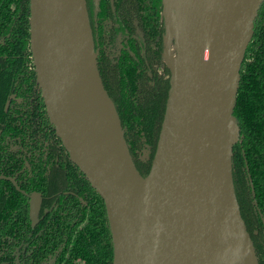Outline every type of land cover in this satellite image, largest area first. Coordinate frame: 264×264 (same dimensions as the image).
Returning <instances> with one entry per match:
<instances>
[{"label": "water", "instance_id": "95a60500", "mask_svg": "<svg viewBox=\"0 0 264 264\" xmlns=\"http://www.w3.org/2000/svg\"><path fill=\"white\" fill-rule=\"evenodd\" d=\"M264 0H162L170 87L149 172L99 69L86 0H30L47 113L106 205L113 264H260L233 175L240 69Z\"/></svg>", "mask_w": 264, "mask_h": 264}, {"label": "flooded vegetation", "instance_id": "af4514ba", "mask_svg": "<svg viewBox=\"0 0 264 264\" xmlns=\"http://www.w3.org/2000/svg\"><path fill=\"white\" fill-rule=\"evenodd\" d=\"M86 1L105 84L118 94L128 91L134 114L129 111L128 120L124 115L125 137L135 163L144 167L139 170L148 172L158 139L153 152L135 106L139 101L145 110L165 91L168 98L171 71L163 59L162 0ZM14 59L0 53V264H68L95 188L56 133L32 51ZM254 236L259 258L264 230L254 228ZM74 261L82 264L83 259Z\"/></svg>", "mask_w": 264, "mask_h": 264}, {"label": "trees", "instance_id": "16d2710c", "mask_svg": "<svg viewBox=\"0 0 264 264\" xmlns=\"http://www.w3.org/2000/svg\"><path fill=\"white\" fill-rule=\"evenodd\" d=\"M29 4L30 0H0V53L8 54L9 61H15V55L19 53L31 54ZM96 51L99 63L97 45ZM99 69L103 78L100 65ZM240 74V86L234 108V115L240 126V141L233 147V175L242 216L250 234L255 237L254 228L261 232L264 230V221L261 218L264 216V1L255 19L254 36L246 50ZM103 81L105 84V78ZM105 87L125 127V119L128 120L131 114H134L133 110H129L132 101L128 91L124 88L121 94H118L113 92L107 83ZM130 89L131 87L129 91ZM134 91L136 84L132 87V95ZM166 97L165 91L160 95L157 104L151 102L149 107L142 111V103L133 102L138 112L136 120L142 123V131L150 139L153 152L165 112ZM130 129L134 130L133 127ZM136 164L138 169H144L141 163ZM148 172L141 173L146 175ZM84 180L87 182V179ZM94 190L96 194L94 193L93 197L89 194L87 223L76 236V244L72 248L73 253L68 264H78L74 260L79 257L83 259L82 264L113 263V242L106 205L101 195ZM261 250L264 249L259 248V263L264 264V254Z\"/></svg>", "mask_w": 264, "mask_h": 264}, {"label": "rangeland", "instance_id": "374dc122", "mask_svg": "<svg viewBox=\"0 0 264 264\" xmlns=\"http://www.w3.org/2000/svg\"><path fill=\"white\" fill-rule=\"evenodd\" d=\"M35 204H36V203H35V200H34V201H33V207H34V208H35Z\"/></svg>", "mask_w": 264, "mask_h": 264}]
</instances>
